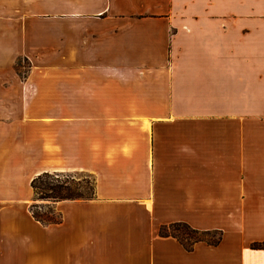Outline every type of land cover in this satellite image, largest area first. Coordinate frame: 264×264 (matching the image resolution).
Wrapping results in <instances>:
<instances>
[{
  "label": "crops",
  "instance_id": "crops-1",
  "mask_svg": "<svg viewBox=\"0 0 264 264\" xmlns=\"http://www.w3.org/2000/svg\"><path fill=\"white\" fill-rule=\"evenodd\" d=\"M252 11L264 0H0V264H264ZM46 172L93 175L96 198L43 225ZM177 223L222 240L188 251L160 235Z\"/></svg>",
  "mask_w": 264,
  "mask_h": 264
},
{
  "label": "trees",
  "instance_id": "trees-1",
  "mask_svg": "<svg viewBox=\"0 0 264 264\" xmlns=\"http://www.w3.org/2000/svg\"><path fill=\"white\" fill-rule=\"evenodd\" d=\"M34 200L48 203V212H41L44 205H31L33 217L43 225L59 224L61 215L57 213L55 205L60 202H89L96 198V179L85 172L43 173L32 181ZM162 237L177 239L188 251H192L197 243L205 242L211 246H218L222 240L219 231L203 232L185 223L164 226L160 230ZM254 249H264V244H255Z\"/></svg>",
  "mask_w": 264,
  "mask_h": 264
},
{
  "label": "rangeland",
  "instance_id": "rangeland-1",
  "mask_svg": "<svg viewBox=\"0 0 264 264\" xmlns=\"http://www.w3.org/2000/svg\"><path fill=\"white\" fill-rule=\"evenodd\" d=\"M252 12H254V11H252ZM256 12H259V14L254 12V14L251 13V16H260V17L263 16L264 17V11L263 12L262 11H256ZM17 65H18L17 68H18L19 75L22 78L23 77L27 78L29 75V72L32 68V63L28 59H21ZM33 204L42 205V206L44 205V208H43V210H41V212H48L49 211V209L45 207L48 205V203L45 201H36L35 202V200H34Z\"/></svg>",
  "mask_w": 264,
  "mask_h": 264
}]
</instances>
